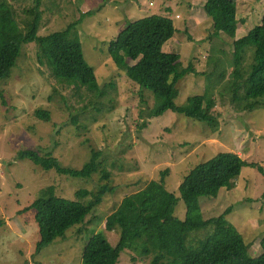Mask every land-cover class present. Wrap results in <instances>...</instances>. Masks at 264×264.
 <instances>
[{"label": "rangeland", "instance_id": "374dc122", "mask_svg": "<svg viewBox=\"0 0 264 264\" xmlns=\"http://www.w3.org/2000/svg\"><path fill=\"white\" fill-rule=\"evenodd\" d=\"M15 7L20 26L35 0H8ZM238 17L245 21L237 40L260 26L264 0H234ZM206 0H42L44 13L39 37L61 32L78 23L86 61L94 67L100 88L113 82L106 95L84 93L51 79L38 62L36 44L23 45L16 65L0 83V264H82L86 243L95 234H105L115 247L120 230L108 231L106 220L122 200L147 187L165 181L175 193V220L166 223L172 233L181 230L186 205L179 186L196 166L220 153H236L246 162L237 186L222 188L216 199L200 198L204 220L232 212L226 219L234 224L250 245V254L261 255L264 238V95L252 111H241L235 93L260 60L258 48L247 53L244 63L235 66V41L214 35L213 23L204 12ZM89 13L87 16L86 14ZM160 16L173 20L176 34L164 47L166 53L180 55L176 73L192 66L196 72L181 77L174 100L183 107L190 97L207 90L214 98L219 126L212 130L204 123L168 111L153 117L160 106L154 93L131 81L109 57V45L129 24ZM130 65L135 62L129 61ZM223 75L221 78L220 76ZM172 79V78H171ZM244 90L240 89L242 97ZM84 106H88L83 109ZM95 108H102L99 111ZM50 113L45 120L37 110ZM77 124L72 123V117ZM51 153L63 168L81 170L100 152L97 171L91 178H73L56 169L44 170L29 159H19L26 149ZM261 168V169H260ZM114 190L104 203L90 212L81 225L71 228L41 251L35 211L29 208L42 195L80 203L88 207L107 181ZM191 232L188 243L199 245ZM133 251L121 253L118 264H149L132 261ZM135 253V252H134Z\"/></svg>", "mask_w": 264, "mask_h": 264}, {"label": "trees", "instance_id": "16d2710c", "mask_svg": "<svg viewBox=\"0 0 264 264\" xmlns=\"http://www.w3.org/2000/svg\"><path fill=\"white\" fill-rule=\"evenodd\" d=\"M34 4L35 7L26 13L22 28L15 7L8 0H0V83L10 76L23 45L36 44L39 48L38 62L44 65L51 79L73 88L77 97L83 98L84 93L106 95L108 89L113 90V82L104 88L98 85L95 69L84 56L77 31L79 22L70 24L61 32L39 37L44 20V13L40 10L42 0H35ZM204 12L213 23L215 36L223 34L235 41L236 67L244 63L248 52L258 48L260 60L237 88L234 100L239 110L252 111L259 105L251 103L253 98L264 95V17L260 26L237 40L245 21L239 19L234 0H206ZM175 34L173 20L160 16L129 24L109 45V57L131 81L151 90L157 97L160 106L152 112L153 117L174 111L206 124L213 131L217 130L216 103L208 90L190 97L183 107L175 104L177 81L189 72H196L190 66L182 74L176 73L180 55L164 51ZM129 61L135 64L130 65ZM240 89L244 90L242 97L239 96ZM36 115L50 119L48 111L40 109ZM71 121L77 124L78 120L74 116ZM18 158L29 159L44 170L56 169L58 173L73 178H91L100 165V152L96 150L92 151L91 160L81 170L63 168L51 153L34 148L21 151ZM246 165L239 154L227 152L191 170L179 186L186 205V219L175 234L166 222L175 220L177 199L165 181H152L145 189L125 197L106 220L108 231L120 230L118 244L113 247L105 234H95L86 243L82 264H118L121 253L126 249L133 251L132 261L141 260L149 264H264V238L260 241L261 255L252 256L250 245L239 229L226 219L232 209L211 220H204L201 214L200 198L216 199L222 188L234 189ZM102 175L107 183L99 188L94 202L88 207L47 193H42L34 202L29 211H35L39 227L38 251L57 239H64L71 228L84 223L91 211L102 206L108 193L114 190L109 173L103 169ZM194 231L199 232L194 238L199 239L196 247L188 243V236Z\"/></svg>", "mask_w": 264, "mask_h": 264}]
</instances>
